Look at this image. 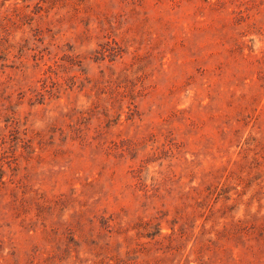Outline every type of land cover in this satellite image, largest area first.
<instances>
[{"label": "rangeland", "instance_id": "374dc122", "mask_svg": "<svg viewBox=\"0 0 264 264\" xmlns=\"http://www.w3.org/2000/svg\"><path fill=\"white\" fill-rule=\"evenodd\" d=\"M0 264H264V0H0Z\"/></svg>", "mask_w": 264, "mask_h": 264}]
</instances>
